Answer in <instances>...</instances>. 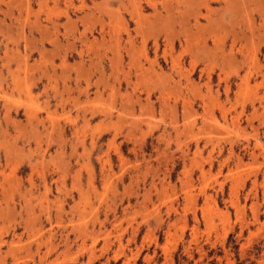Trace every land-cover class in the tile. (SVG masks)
Here are the masks:
<instances>
[{
    "label": "rangeland",
    "instance_id": "1",
    "mask_svg": "<svg viewBox=\"0 0 264 264\" xmlns=\"http://www.w3.org/2000/svg\"><path fill=\"white\" fill-rule=\"evenodd\" d=\"M0 264H264V0H0Z\"/></svg>",
    "mask_w": 264,
    "mask_h": 264
},
{
    "label": "bare ground",
    "instance_id": "2",
    "mask_svg": "<svg viewBox=\"0 0 264 264\" xmlns=\"http://www.w3.org/2000/svg\"><path fill=\"white\" fill-rule=\"evenodd\" d=\"M208 6V5H207ZM141 10V9H140Z\"/></svg>",
    "mask_w": 264,
    "mask_h": 264
}]
</instances>
